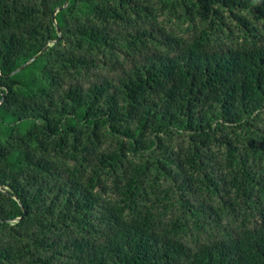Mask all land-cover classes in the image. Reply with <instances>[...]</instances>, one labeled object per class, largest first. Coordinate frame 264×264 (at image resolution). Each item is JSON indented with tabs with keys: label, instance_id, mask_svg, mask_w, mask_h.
Instances as JSON below:
<instances>
[{
	"label": "trees",
	"instance_id": "16d2710c",
	"mask_svg": "<svg viewBox=\"0 0 264 264\" xmlns=\"http://www.w3.org/2000/svg\"><path fill=\"white\" fill-rule=\"evenodd\" d=\"M0 264H264V0H0Z\"/></svg>",
	"mask_w": 264,
	"mask_h": 264
},
{
	"label": "water",
	"instance_id": "95a60500",
	"mask_svg": "<svg viewBox=\"0 0 264 264\" xmlns=\"http://www.w3.org/2000/svg\"><path fill=\"white\" fill-rule=\"evenodd\" d=\"M33 58H34V57H33ZM33 58H31L30 60H32ZM30 60H29V61H30ZM24 65H25V64L21 65L20 67H22V66H24ZM24 213H25V211H24ZM19 218H20V217H19Z\"/></svg>",
	"mask_w": 264,
	"mask_h": 264
}]
</instances>
